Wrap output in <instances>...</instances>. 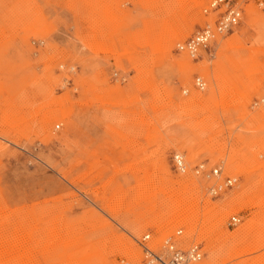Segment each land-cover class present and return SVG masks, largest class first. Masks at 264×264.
I'll return each mask as SVG.
<instances>
[{
  "label": "rangeland",
  "instance_id": "rangeland-1",
  "mask_svg": "<svg viewBox=\"0 0 264 264\" xmlns=\"http://www.w3.org/2000/svg\"><path fill=\"white\" fill-rule=\"evenodd\" d=\"M211 1L0 0V264H141L177 227L264 264V0L190 57ZM200 163L236 183L212 200Z\"/></svg>",
  "mask_w": 264,
  "mask_h": 264
},
{
  "label": "built area",
  "instance_id": "built-area-1",
  "mask_svg": "<svg viewBox=\"0 0 264 264\" xmlns=\"http://www.w3.org/2000/svg\"><path fill=\"white\" fill-rule=\"evenodd\" d=\"M211 8H223L213 26L206 25L203 29L188 38L178 46L179 51L187 53L190 57H195L200 50L208 48L209 44L218 36L231 32L239 25L242 11L231 0H212L209 4ZM194 85L197 89L203 90L205 82L200 77L194 78ZM184 95L186 91L182 92ZM172 168L175 172L184 173L187 164L181 153H173L170 158ZM193 175L201 180L207 181L209 186L205 188V195L212 200L220 197L226 190L232 188L235 179L223 178L220 164L207 169L204 163L197 164L193 168ZM200 187V186H198ZM202 201V200H201ZM207 208L206 204H204ZM239 223L237 216L232 215L226 219V228L235 227ZM169 234V233H168ZM166 234L158 243L152 242L150 234L142 235L140 240H135L141 250V264H202L206 253L205 241H197L196 236H187L182 227H177L172 234ZM158 241V238H156ZM121 264H130L122 261Z\"/></svg>",
  "mask_w": 264,
  "mask_h": 264
},
{
  "label": "bare ground",
  "instance_id": "bare-ground-1",
  "mask_svg": "<svg viewBox=\"0 0 264 264\" xmlns=\"http://www.w3.org/2000/svg\"><path fill=\"white\" fill-rule=\"evenodd\" d=\"M210 3H211V2H210ZM186 171H187V168H186L185 172H186ZM185 172H184V173H185ZM179 173H180V172H179ZM184 173H181V174H184ZM196 178H198V177H196ZM224 178H227V177H224ZM228 178H230V177H228ZM198 179H199V178H198ZM231 179H232V178H231ZM220 180H221V181L223 180L222 175L220 176ZM204 181H205V180H204ZM205 182L207 183L206 186H209V185L212 184V183L209 184L207 181H205ZM235 183H236V180H235ZM235 183H234V184H235ZM206 186H205V188H206ZM186 199H187V198H184L181 202L185 203V202H186ZM183 203H180V204H183ZM181 207H182V205H180V208H181ZM179 214H180V216H182V214H183L182 210L179 212ZM189 220H190V219H189ZM189 220H188V222L191 221V220H190V221H189ZM194 227H195V226H193L192 228L194 229ZM205 231H206V232H204V234H205V233L208 234V232H212V230L210 231L209 229H207V230H205ZM207 231H208V232H207ZM238 239L240 240L239 237H238ZM152 242H153V241H152ZM158 244H159V243H158ZM131 258H132V257H131Z\"/></svg>",
  "mask_w": 264,
  "mask_h": 264
}]
</instances>
